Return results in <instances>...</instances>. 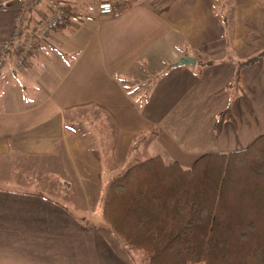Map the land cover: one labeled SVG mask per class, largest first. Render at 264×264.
I'll use <instances>...</instances> for the list:
<instances>
[{"label": "crops", "instance_id": "1", "mask_svg": "<svg viewBox=\"0 0 264 264\" xmlns=\"http://www.w3.org/2000/svg\"><path fill=\"white\" fill-rule=\"evenodd\" d=\"M62 2L67 21L22 67L16 45L0 73V264H135L104 217L113 179L153 156L189 169L264 135V61L243 69L245 93L227 88L230 39L237 59L264 47V0H124L107 18L94 0ZM48 9L31 0L24 31ZM17 13L15 1L0 12V52ZM187 56L195 65H177ZM17 167L46 172L49 190L21 185Z\"/></svg>", "mask_w": 264, "mask_h": 264}, {"label": "trees", "instance_id": "2", "mask_svg": "<svg viewBox=\"0 0 264 264\" xmlns=\"http://www.w3.org/2000/svg\"><path fill=\"white\" fill-rule=\"evenodd\" d=\"M229 53L237 68L227 88L245 93L243 69L264 61V47L237 59L230 39ZM232 104L217 116L216 138ZM104 217L149 264H264V135L241 150L203 154L189 169L161 156L135 161L111 182Z\"/></svg>", "mask_w": 264, "mask_h": 264}, {"label": "built area", "instance_id": "3", "mask_svg": "<svg viewBox=\"0 0 264 264\" xmlns=\"http://www.w3.org/2000/svg\"><path fill=\"white\" fill-rule=\"evenodd\" d=\"M13 1L18 5V13L10 35L2 44L0 52V73L4 68L7 57L16 45H19L20 49L16 65L22 67L31 58L40 40L48 37L52 32L57 30L68 18L66 6L62 0H47L49 4L48 11L41 16L34 30L25 32L23 19L25 13L30 8L31 0H0V12L7 11ZM123 1L124 0H95L94 5L99 15L103 18H107L115 15L116 9Z\"/></svg>", "mask_w": 264, "mask_h": 264}, {"label": "rangeland", "instance_id": "4", "mask_svg": "<svg viewBox=\"0 0 264 264\" xmlns=\"http://www.w3.org/2000/svg\"><path fill=\"white\" fill-rule=\"evenodd\" d=\"M131 165V164H130ZM17 176L20 181H22L21 185L25 184L28 180H31L30 184H25V186H30L32 188H38L41 189L42 191L44 189L49 190V183L48 182H42L45 180L40 181L39 176L46 174V172H43L41 170H35L33 171L30 175H27L25 170L23 168L17 167ZM3 178L0 179H10V175L8 174H3ZM48 180V179H47ZM42 182V183H40ZM128 248V247H127ZM129 249V248H128ZM130 251H133L135 254H137V262L135 264H149V259L144 255L142 251H134L129 249ZM199 264H204V263H199Z\"/></svg>", "mask_w": 264, "mask_h": 264}, {"label": "water", "instance_id": "5", "mask_svg": "<svg viewBox=\"0 0 264 264\" xmlns=\"http://www.w3.org/2000/svg\"><path fill=\"white\" fill-rule=\"evenodd\" d=\"M196 63V59L191 57V56H187L184 59H182L180 62L177 63V65H195Z\"/></svg>", "mask_w": 264, "mask_h": 264}]
</instances>
